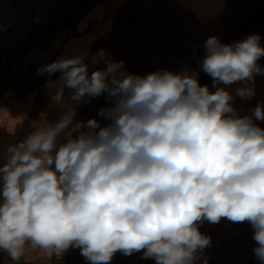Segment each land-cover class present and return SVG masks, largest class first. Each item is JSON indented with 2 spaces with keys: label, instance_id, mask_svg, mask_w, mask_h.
Here are the masks:
<instances>
[{
  "label": "clouds",
  "instance_id": "1",
  "mask_svg": "<svg viewBox=\"0 0 264 264\" xmlns=\"http://www.w3.org/2000/svg\"><path fill=\"white\" fill-rule=\"evenodd\" d=\"M260 39L207 38L199 66L214 90L196 71L127 73L104 50L92 56L105 61L102 70L89 73L84 56L39 68L59 72L47 86L57 95L71 89L73 102L106 93L111 107L98 114L110 123L73 124V111L9 147L0 165V251L19 262L29 249L61 258L78 248L91 264H111L117 252L143 250L156 264H197L211 246L200 225L226 218L251 225L264 264V128L255 122L264 121V102L241 115L229 87L241 82L242 100L255 95Z\"/></svg>",
  "mask_w": 264,
  "mask_h": 264
},
{
  "label": "rangeland",
  "instance_id": "2",
  "mask_svg": "<svg viewBox=\"0 0 264 264\" xmlns=\"http://www.w3.org/2000/svg\"><path fill=\"white\" fill-rule=\"evenodd\" d=\"M97 1L105 2L106 8L100 21L101 33L85 61L89 73L106 67L104 60L92 63V56L104 50L107 60L123 61L127 73L144 76L161 69L196 71L200 84L212 89V77L199 66L206 55L208 37L232 43L259 34L264 47V0H0V104L43 90L56 77L58 72L50 76L37 70L57 60L58 37L74 35L76 22ZM257 10L262 12L259 19ZM258 64L264 68V57ZM257 75L264 86V75ZM71 92L66 88L50 114L44 111L31 118L30 125L3 127L6 132L0 129V165L6 161L9 147L20 143L16 144L19 138L24 140L39 127L54 125L73 111V124L92 118L100 125L110 123L98 114L100 109L111 107L106 93L86 96V102L76 103L70 99ZM70 132L72 127L63 135ZM199 230L211 237V246L197 264H202L205 257L208 264H260L253 253L256 244L249 223L225 218L219 223L204 221ZM30 256L27 250L22 258L31 261ZM138 256L141 264H156L153 258H142L143 250L130 255L134 260ZM44 259L37 262L48 263V256ZM116 260L119 262L115 264H128L124 257Z\"/></svg>",
  "mask_w": 264,
  "mask_h": 264
},
{
  "label": "crops",
  "instance_id": "3",
  "mask_svg": "<svg viewBox=\"0 0 264 264\" xmlns=\"http://www.w3.org/2000/svg\"><path fill=\"white\" fill-rule=\"evenodd\" d=\"M106 8V3L103 1H98L92 5L84 15L76 22V33L74 35L62 38L59 36L56 40L57 60L61 57H71V56H84L85 61L87 60L92 47L96 39L100 35L99 29L100 21L104 16ZM60 73L56 75L51 81H56L59 79ZM263 79L255 75L250 86L254 87L255 95L250 99L242 100L240 97L236 96V89L241 86V82L232 84L230 87L231 92L234 95L233 106L241 114H251V110L256 107L258 103L264 102V86L262 84ZM214 90V89H213ZM57 88H49L46 85L43 90H38L35 92H29L24 95L23 98L12 99V101H6L0 104V125L1 127L13 128L23 125L25 122L29 121L31 118H36L39 114L44 111H49L51 108L56 106L59 101L65 94L66 88L64 89L63 94L57 95ZM260 127L264 128V121H255ZM49 124V123H48ZM101 126H107L104 123ZM71 133V132H70ZM69 133V134H70ZM73 136L77 135L76 132L72 133ZM224 220V219H222ZM30 259L35 263L42 264L37 261H44L45 254L42 250H31ZM52 258V257H51ZM48 257V262L50 259ZM47 263V262H44Z\"/></svg>",
  "mask_w": 264,
  "mask_h": 264
},
{
  "label": "trees",
  "instance_id": "4",
  "mask_svg": "<svg viewBox=\"0 0 264 264\" xmlns=\"http://www.w3.org/2000/svg\"><path fill=\"white\" fill-rule=\"evenodd\" d=\"M98 2V1H97ZM95 2V3H97ZM95 3H93L92 5H94ZM91 5V6H92ZM90 6V7H91ZM89 7V8H90ZM87 8L86 11L89 9ZM85 11V12H86ZM255 11V10H254ZM257 13H260V16L258 17L261 18V11L260 10H257ZM52 109L54 108H51L50 111H52ZM50 111H49V114H50ZM50 119V118H49ZM51 121V119H50ZM23 125H30L29 122H25ZM3 132H6L4 130V128H0ZM8 133V132H7ZM23 139L19 138L17 141H16V144L19 143V142H22ZM139 253V252H138ZM124 257L125 259V262L126 263H133V264H141V256H138V259L137 260H134L132 257L130 256H123L122 253L120 252H117L112 261H111V264H115L116 262H119L118 260H116L118 257ZM0 264H39V263H35L33 261H26L25 259L21 258L19 262H16V261H13L11 259V257L6 253V252H0ZM43 264H91L90 261H87L82 255H81V252H80V249L78 248H70L66 253H64V255L61 257V258H57L56 256H52L50 262L48 263H43Z\"/></svg>",
  "mask_w": 264,
  "mask_h": 264
}]
</instances>
